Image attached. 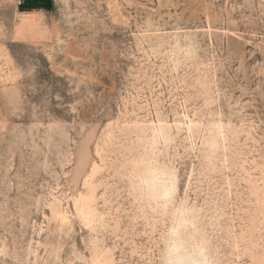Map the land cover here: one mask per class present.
<instances>
[{"label": "rangeland", "instance_id": "rangeland-1", "mask_svg": "<svg viewBox=\"0 0 264 264\" xmlns=\"http://www.w3.org/2000/svg\"><path fill=\"white\" fill-rule=\"evenodd\" d=\"M185 206L264 264V0H0V264H157Z\"/></svg>", "mask_w": 264, "mask_h": 264}, {"label": "clouds", "instance_id": "clouds-1", "mask_svg": "<svg viewBox=\"0 0 264 264\" xmlns=\"http://www.w3.org/2000/svg\"><path fill=\"white\" fill-rule=\"evenodd\" d=\"M173 198V191L168 189L164 199ZM201 211L186 206L169 210V222L160 235L157 264H215L208 233L201 225Z\"/></svg>", "mask_w": 264, "mask_h": 264}]
</instances>
